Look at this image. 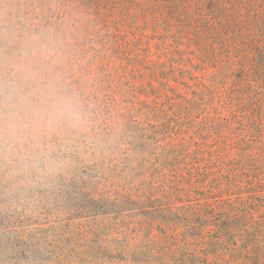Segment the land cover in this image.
I'll list each match as a JSON object with an SVG mask.
<instances>
[{
    "label": "rangeland",
    "instance_id": "374dc122",
    "mask_svg": "<svg viewBox=\"0 0 264 264\" xmlns=\"http://www.w3.org/2000/svg\"><path fill=\"white\" fill-rule=\"evenodd\" d=\"M9 2L27 24H0V264H264V194L219 103L238 68L172 61L160 24Z\"/></svg>",
    "mask_w": 264,
    "mask_h": 264
},
{
    "label": "trees",
    "instance_id": "16d2710c",
    "mask_svg": "<svg viewBox=\"0 0 264 264\" xmlns=\"http://www.w3.org/2000/svg\"><path fill=\"white\" fill-rule=\"evenodd\" d=\"M10 4L0 0V24H27L9 21ZM32 7L34 20L43 24H67L68 17L82 14L93 20L79 18L78 22L91 25L153 24L157 28L160 24L168 32L166 38L169 35L175 43L179 58L172 61L195 59L199 68L208 69L225 59L236 66L232 86L219 99L220 109L228 113L223 125L242 137L245 156L239 164L245 166L246 192L264 194V0H17L14 8H25L26 18ZM48 10L59 16L58 21L47 20ZM5 182L0 178V196L5 194L1 192ZM14 217L4 218L0 235L2 228L10 232L18 227Z\"/></svg>",
    "mask_w": 264,
    "mask_h": 264
}]
</instances>
